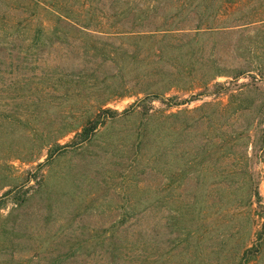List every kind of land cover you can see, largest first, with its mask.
Wrapping results in <instances>:
<instances>
[{
    "label": "rangeland",
    "instance_id": "rangeland-1",
    "mask_svg": "<svg viewBox=\"0 0 264 264\" xmlns=\"http://www.w3.org/2000/svg\"><path fill=\"white\" fill-rule=\"evenodd\" d=\"M3 113L0 264H264V0H0Z\"/></svg>",
    "mask_w": 264,
    "mask_h": 264
},
{
    "label": "trees",
    "instance_id": "trees-1",
    "mask_svg": "<svg viewBox=\"0 0 264 264\" xmlns=\"http://www.w3.org/2000/svg\"><path fill=\"white\" fill-rule=\"evenodd\" d=\"M54 22H53V24H52V26H54V28H53V30H51V31H55V30H57V27L60 25V24H66V25H70V27H72V25H75V24H78V23H76L77 22V20L75 21L73 18H71L70 17V15H68V14H64V13H59V15L55 18V20H53ZM56 25V26H55ZM50 30L49 29H47V27L45 26V24H42L40 27H38V31L34 34V36H33V39L31 40V42L29 43V45L31 46V44L32 45H34V43H37V42H39L40 40H41V37L46 33V32H49ZM165 33H167V32H165ZM155 34H150V38L151 37H153ZM154 37H156V35L154 36ZM149 49H150V47H149ZM167 51H166V49L165 48H163V47H160L159 48V50H158V54L157 55H159V56H162L163 57V55H165V53H166ZM155 53V52H154ZM152 95H156V96H160L161 94H162V92H160V91H157V90H153L152 92ZM107 111H110L109 109L107 110ZM11 115H13V114H9V113H7V114H5V113H3L0 117L2 118V120H1V123H2V125H4L5 123H7L8 121H11L10 120V118L9 117H11ZM20 124H23L24 123V120H20V122H19ZM89 130L87 129V128H84V130L82 131V132H80V136H84V137H87L88 136V134H89V132H88ZM57 146H59V144L57 143L56 144ZM222 146H220V147H217V148H214L212 145L211 146H209V147H207L206 145H202V147H201V150H202V153L205 155V153H207V155H211L213 152L215 153L216 151H217V149L219 148V149H222L221 148ZM226 147V146H225ZM50 155H52L53 154V152L51 151V147H50ZM53 150H55V149H53ZM201 150L199 151V153H198V155L200 156V153H201ZM223 151L224 152H228V151H230V148L229 149H223ZM166 155V154H165ZM182 157V156H181ZM188 161L189 162H192V164L193 163H195V157L192 159V160H187V162L186 163H188ZM41 165V164H40ZM187 166H190V165H187ZM189 168L187 167V170H188ZM183 169L181 168L180 169V171H182ZM179 171V172H180ZM256 197H257V199H259V200H261V196H260V194L259 193H257L256 194ZM180 216V215H179ZM173 217H177V216H173ZM62 258V256H58L57 258H55V261H54V264H56L57 263V261L59 260V259H61Z\"/></svg>",
    "mask_w": 264,
    "mask_h": 264
}]
</instances>
